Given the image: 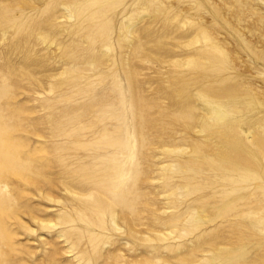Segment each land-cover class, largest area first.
Segmentation results:
<instances>
[{"label": "rangeland", "instance_id": "obj_1", "mask_svg": "<svg viewBox=\"0 0 264 264\" xmlns=\"http://www.w3.org/2000/svg\"><path fill=\"white\" fill-rule=\"evenodd\" d=\"M114 5L0 0V264H263L264 0Z\"/></svg>", "mask_w": 264, "mask_h": 264}, {"label": "bare ground", "instance_id": "obj_2", "mask_svg": "<svg viewBox=\"0 0 264 264\" xmlns=\"http://www.w3.org/2000/svg\"><path fill=\"white\" fill-rule=\"evenodd\" d=\"M111 3H113V5L116 3V0H111ZM65 6V5H64ZM115 6V5H114ZM63 8V7H62ZM64 10H68V9H64ZM68 17H69V19H73L74 18V16H73V14H70L69 13V15H68ZM123 29H126L127 30V32L131 35V34H133V31H134V25H133V23H127V24H125L124 25V27H123ZM42 37V36H41ZM47 38V37H46ZM204 40H207V37L205 36V35H203V37H202ZM39 39H40V37H39ZM41 41H42V39H41ZM98 41V40H97ZM196 43H198V42H200V39H197V41H195ZM100 44V43H99ZM30 59V58H29ZM202 59V58H201ZM32 63V62H31ZM34 63V62H33ZM42 63V62H41ZM40 63V64H41ZM189 63L191 64V63H194V61L193 60H190L189 61ZM35 64V66H37L36 65V63H34ZM33 64V65H34ZM38 64V63H37ZM32 65H30V67H31ZM38 66H39V64H38ZM31 69V68H30ZM30 73V72H29ZM32 74V73H31ZM32 77V76H31ZM33 77H35V76H33ZM49 79V78H48ZM42 83V82H41ZM51 88H52V86H51ZM51 88L49 89V90H51ZM53 90V89H52ZM52 92V91H51ZM200 99H202L204 102H203V110L205 111V114H207V118H209L210 120H213V121H216V120H218V119H223L224 118V112L222 111V108L221 107H219V106H217L216 105V103L210 98V97H208V96H206V95H203V94H200ZM198 98V97H197ZM202 121H204V117L202 118ZM249 137V136H248ZM244 167H247V162H248V160L247 159H244ZM221 164V163H220ZM221 166H223V164H221ZM39 173V172H38ZM74 181V180H73ZM72 181V182H73ZM66 182V181H65ZM64 182V183H65ZM78 183V182H77ZM80 183H81V181H80ZM79 183V184H80ZM76 184V183H75ZM82 184V183H81ZM79 186V185H78ZM83 186H85V187H87L86 186V184L85 185H83ZM85 187H84V190H85ZM89 187V189H87V191H86V193H84L83 195H81V194H77V193H75L74 191H71L70 189H68L67 188V186L64 188L63 187V189H64V191H65V193H66V195L65 196H67V198H66V201H68L69 199H74V200H77L78 202H80V203H82L83 205H88L90 208H92V209H100V210H103L104 208H106V207H108V205H109V202L108 201H103L102 200V198L96 193V191H95V188L94 187H92L91 186V188H90V186H88ZM69 188H70V186H69ZM75 190V189H74ZM81 190V189H80ZM77 192V191H76ZM80 193V192H79ZM244 193H241L240 195H239V197L240 198H242V197H244V195H243ZM68 199V200H67ZM54 201V200H53ZM56 201H58V200H55L54 202L56 203ZM58 203V202H57ZM59 203H63V200L62 201H59ZM58 203V204H59ZM67 205V203H65L64 202V205ZM66 207H64L62 210L63 211H60L59 213H57V215H56V218H57V221L56 222H49V221H47V222H49V223H46V222H44V224H43V227H49V229L50 228H53V229H57L58 227H60V226H64L65 228H67V227H71V226H69V222H70V220H71V216L70 215H68V214H66L65 213V209ZM250 219V218H249ZM113 222L116 224V220H115V218H113ZM61 229L59 232H58V236L60 237V238H65V240L67 239V243H68V251H69V253H74V251H75V249H76V247L75 246H73L71 243H70V241H69V234H70V230H67V229ZM116 229H120L119 227H118V225L116 224ZM63 230V231H62ZM78 238H79V236H77ZM81 239H82V237H81ZM90 243V242H89ZM88 247H92V249L95 247L94 246V244H89V246ZM92 249H90L88 252H87V254L85 253L84 255H83V257L81 256V257H79V256H75V259H83L85 256H86V264H94V251H92ZM225 254V255H224ZM88 255V256H87ZM216 255L218 256V257H220V258H222V259H224V260H226V261H228L229 262V264H231L232 262H235V261H237L241 256L240 255H237V256H230L229 255V252L227 251V250H225V249H220V250H218L217 251V253H216ZM242 258V257H241ZM239 260H241V259H239ZM257 263V262H256ZM259 263V262H258ZM238 264V263H237ZM261 264V263H260ZM264 264V263H263Z\"/></svg>", "mask_w": 264, "mask_h": 264}]
</instances>
